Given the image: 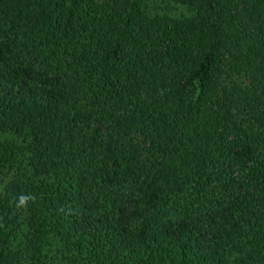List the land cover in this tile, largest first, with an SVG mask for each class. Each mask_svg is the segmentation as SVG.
I'll list each match as a JSON object with an SVG mask.
<instances>
[{"label":"trees","instance_id":"obj_1","mask_svg":"<svg viewBox=\"0 0 264 264\" xmlns=\"http://www.w3.org/2000/svg\"><path fill=\"white\" fill-rule=\"evenodd\" d=\"M171 1L0 0V264H264V0Z\"/></svg>","mask_w":264,"mask_h":264},{"label":"rangeland","instance_id":"obj_2","mask_svg":"<svg viewBox=\"0 0 264 264\" xmlns=\"http://www.w3.org/2000/svg\"><path fill=\"white\" fill-rule=\"evenodd\" d=\"M149 8L157 10L161 14H166L174 18H179L188 15V10L185 7L176 5L171 0H146ZM11 179V174H6L0 177V193L4 191L6 184Z\"/></svg>","mask_w":264,"mask_h":264},{"label":"clouds","instance_id":"obj_3","mask_svg":"<svg viewBox=\"0 0 264 264\" xmlns=\"http://www.w3.org/2000/svg\"><path fill=\"white\" fill-rule=\"evenodd\" d=\"M26 202V198L25 199H21V204H24Z\"/></svg>","mask_w":264,"mask_h":264}]
</instances>
